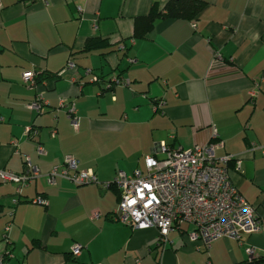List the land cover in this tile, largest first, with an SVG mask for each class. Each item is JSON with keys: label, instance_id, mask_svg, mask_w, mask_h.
<instances>
[{"label": "crops", "instance_id": "crops-1", "mask_svg": "<svg viewBox=\"0 0 264 264\" xmlns=\"http://www.w3.org/2000/svg\"><path fill=\"white\" fill-rule=\"evenodd\" d=\"M166 1L0 0V169L22 172L28 155L40 173L19 196L14 184L0 183L5 264H264L262 231L206 248L187 239L185 226L159 242L154 227L112 219L117 170L143 173L157 143L188 149L213 141V129L216 155L241 161L240 170L228 163L231 182L264 218V154L252 148L264 146V0H203L196 20L159 17L136 36L135 19ZM94 39L102 43L84 50ZM215 51L226 66L211 71ZM68 61L75 67L64 69ZM28 70L32 85L22 82ZM112 76L128 85H111ZM38 95L42 113L27 107ZM60 99L75 106L77 128ZM28 125L35 137L25 135ZM65 156L94 171L97 182L48 184L45 174ZM37 196L46 203L32 204Z\"/></svg>", "mask_w": 264, "mask_h": 264}, {"label": "built area", "instance_id": "built-area-1", "mask_svg": "<svg viewBox=\"0 0 264 264\" xmlns=\"http://www.w3.org/2000/svg\"><path fill=\"white\" fill-rule=\"evenodd\" d=\"M123 49V46H120ZM225 59L215 51L211 61V71L224 67ZM75 64L68 61L64 69L74 68ZM91 69L85 68L84 74H91ZM25 85L34 83L32 70L22 73ZM264 81V77H262ZM128 85V81L117 76L110 78V84ZM257 85V84H256ZM255 95V88L249 92ZM28 108L37 113L44 111L41 95L28 103ZM66 108L70 123L77 128L78 117L72 103L59 100L58 108ZM25 135L35 137L37 129L24 127ZM54 135V131L51 132ZM213 141L198 143L191 148H172L163 141L157 143L156 153L144 156L145 172L135 170L127 174L117 170L113 184L119 190L117 206L112 215L114 221L129 226L132 229L154 227L158 231L159 242H165L172 229H182L191 242H200L206 248L218 238L239 240L243 234L257 231L264 232V218H259L255 210L238 192L228 174V163L235 160L236 169L240 170L239 159L232 155L217 156L216 149L220 143L216 140L215 130H212ZM260 148L264 154V146L252 144V148ZM38 154H44L40 143L36 144ZM40 175L37 167L30 161L28 155L23 157V171L14 172L0 169V183L15 185V196L34 178ZM48 184H54L57 178H62L75 185L97 182L96 174L91 169H81L73 156H65L63 165L55 166L46 174ZM110 183H102L108 187ZM14 202L16 200L14 199ZM30 202L44 205L46 200L37 196ZM97 217V214H93ZM8 230V227H6ZM82 246L78 243L71 247V254L79 256ZM4 252H0V264L3 263ZM249 258L254 256V248H246ZM134 264H140L138 260Z\"/></svg>", "mask_w": 264, "mask_h": 264}, {"label": "trees", "instance_id": "trees-1", "mask_svg": "<svg viewBox=\"0 0 264 264\" xmlns=\"http://www.w3.org/2000/svg\"><path fill=\"white\" fill-rule=\"evenodd\" d=\"M204 6L205 2L203 0H167L162 8H159L157 5H152L149 12L145 16L135 19L134 34L136 36H142L144 33L150 31L153 27V22L159 17L194 21L197 19L198 14ZM100 43H102V41L95 39L89 40L87 41L84 50H90L98 47ZM36 82V76H34V83ZM9 255L10 249L5 250L2 264H5V260L9 257Z\"/></svg>", "mask_w": 264, "mask_h": 264}]
</instances>
